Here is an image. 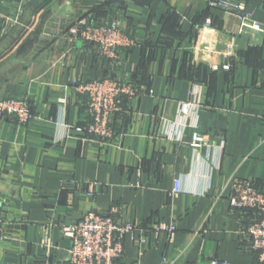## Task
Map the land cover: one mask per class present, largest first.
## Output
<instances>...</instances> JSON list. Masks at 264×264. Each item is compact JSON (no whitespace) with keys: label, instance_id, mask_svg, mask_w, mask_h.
<instances>
[{"label":"crops","instance_id":"0c3cea01","mask_svg":"<svg viewBox=\"0 0 264 264\" xmlns=\"http://www.w3.org/2000/svg\"><path fill=\"white\" fill-rule=\"evenodd\" d=\"M208 1L74 0L69 13L53 12L66 0H0V98L26 97L33 114L0 117V264H67L62 225L114 207L137 228L118 264H264L244 232L256 214L228 200L234 178L264 190V0H235L259 44ZM113 19L135 42L116 65L72 35ZM104 77L138 95L112 139H83L78 83ZM195 132L211 147L195 150Z\"/></svg>","mask_w":264,"mask_h":264},{"label":"built area","instance_id":"2783aa9c","mask_svg":"<svg viewBox=\"0 0 264 264\" xmlns=\"http://www.w3.org/2000/svg\"><path fill=\"white\" fill-rule=\"evenodd\" d=\"M209 6L235 13L242 23L249 24L250 13L244 3L235 0H209ZM254 27L258 28L257 25ZM73 39H80L98 46L100 55L111 64H119L121 50L135 44L116 19L102 24H87L85 21L72 32ZM225 67H229L226 65ZM79 91L87 97L89 122L77 131L84 134L83 139L108 141L115 136L111 124L112 117L121 110L123 98L138 95V89L132 84L112 77L93 79L78 83ZM198 103L187 102L182 105L184 113L190 112ZM14 116L20 123H28L33 114L26 97L0 98V117ZM195 150L210 148L212 143L207 135L195 132L192 140ZM180 179L175 180L171 194L181 192ZM92 194V192H89ZM228 200L232 209L249 210L256 214L244 232L250 237L251 249L256 251L258 259L264 263V190L257 188L251 181L234 178ZM120 208L109 211L92 209L75 220L62 225L65 238L71 240L68 249L67 264H118L124 255V238L135 231L136 225L116 217ZM170 234L176 230L174 225L164 227ZM210 264H230L212 259Z\"/></svg>","mask_w":264,"mask_h":264},{"label":"water","instance_id":"95a60500","mask_svg":"<svg viewBox=\"0 0 264 264\" xmlns=\"http://www.w3.org/2000/svg\"><path fill=\"white\" fill-rule=\"evenodd\" d=\"M73 4H74V0H66V2L63 5H55V7L53 8V12L67 11V12L71 13L72 12L71 5H73ZM51 33H53V31L47 32L45 34V36H49V35H51ZM242 34L246 35L248 37H252V35L255 34V41L254 42H255V44H259L260 39L263 36V31L254 27V26H251L249 24H245L242 27ZM107 72L108 71H105V75ZM70 245H71V240L69 238H65L62 241L61 246H62L63 250L65 251V253L66 252L68 253V249L70 248Z\"/></svg>","mask_w":264,"mask_h":264}]
</instances>
